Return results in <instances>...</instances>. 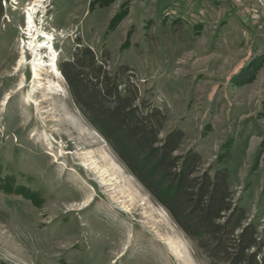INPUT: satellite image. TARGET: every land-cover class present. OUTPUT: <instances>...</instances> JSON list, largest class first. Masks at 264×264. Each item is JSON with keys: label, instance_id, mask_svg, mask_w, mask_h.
I'll list each match as a JSON object with an SVG mask.
<instances>
[{"label": "rangeland", "instance_id": "1", "mask_svg": "<svg viewBox=\"0 0 264 264\" xmlns=\"http://www.w3.org/2000/svg\"><path fill=\"white\" fill-rule=\"evenodd\" d=\"M124 1L40 0L33 14L40 31L34 43L44 41L43 32L52 36L41 54L52 51L57 68L78 39L98 54L106 49L110 70L127 64L166 114L162 134L181 127L180 151L196 147L204 167L228 145L233 197H241L264 237V8L254 0L260 26L246 24L247 16L222 20L227 5L222 0H200L198 15L196 0H128L125 14L116 17ZM33 3L2 0L0 259L210 264L86 121L62 75L46 67L41 75L61 90L35 87L33 93L34 54L27 50L32 37L25 22ZM21 56L29 64H19ZM251 60L257 68H243ZM20 80L27 85L18 92ZM25 95L37 104L26 105Z\"/></svg>", "mask_w": 264, "mask_h": 264}, {"label": "trees", "instance_id": "2", "mask_svg": "<svg viewBox=\"0 0 264 264\" xmlns=\"http://www.w3.org/2000/svg\"><path fill=\"white\" fill-rule=\"evenodd\" d=\"M127 1L116 17L125 14ZM3 12L0 0V19ZM108 60L106 49L98 54L78 39L71 56L58 63L69 96L86 121L210 264H264L259 225L229 185L228 145L205 167L196 147L180 151L184 130L175 126L162 134L166 114L152 103L149 90H141L127 64L110 70ZM256 61L243 68L256 69ZM0 264L8 263L0 259Z\"/></svg>", "mask_w": 264, "mask_h": 264}, {"label": "bare ground", "instance_id": "3", "mask_svg": "<svg viewBox=\"0 0 264 264\" xmlns=\"http://www.w3.org/2000/svg\"><path fill=\"white\" fill-rule=\"evenodd\" d=\"M34 1H35V3L32 4V7H27V9H26L27 10V14H26V21H25L28 24V26L26 28V31H29L28 33L32 37L30 42H29V47L27 48V50L31 49L32 50V54H34L33 55V59L30 62V65H31V69L30 70H32V73H33V77H32V80H31L33 82L31 90L33 91V93L34 92H38V90H36L35 87H37V88H41L42 87L44 90L50 89L49 92L56 93L57 91L61 90L60 85L58 84V82H54L53 83L51 80H46L41 75V73H43L44 70H47L46 67H49L50 69H49L48 72H50V73L52 72V74L54 76H56V77H61V74L59 73V70H58V68L56 66V62H55L56 59L54 58L53 52L51 51L48 54H41L43 50L46 52V48L50 47V40L52 39V36H50L49 34H45L43 32L42 34L45 36L44 41L42 40L43 42L40 41L39 43H38V41H36L37 43H34L35 40L38 39V38L37 37L35 38L33 36L35 34L38 35L40 33V31L35 27L34 20H33V14L35 13V9L34 8H35V6L38 5L37 2H39L40 0H34ZM31 32H32V34H31ZM34 32H36V33L34 34ZM24 49L26 50L25 47H24ZM25 50L24 51H20V53L23 54L25 52ZM47 57L49 59L46 60ZM18 62H19V64H22V63L29 64V62L24 60L23 56H21L18 59ZM19 69H20V67H17V70H19ZM26 85L27 84H25L23 80H20L19 84H18V87H17V91L20 92L21 90H23L26 87ZM26 97H27V100L25 99ZM26 97L23 98V102L26 105H30L31 102L32 103L33 102L36 103V101H34L32 98H29V96H26ZM105 162H108V160L105 159ZM83 190L87 192V190L85 188ZM137 234H139V233H137ZM169 247H170L171 251L178 256L177 249L175 247H172L171 245H169Z\"/></svg>", "mask_w": 264, "mask_h": 264}, {"label": "crops", "instance_id": "4", "mask_svg": "<svg viewBox=\"0 0 264 264\" xmlns=\"http://www.w3.org/2000/svg\"><path fill=\"white\" fill-rule=\"evenodd\" d=\"M212 1L217 2V0H212ZM222 1L227 3V5L223 9V13H222L223 16L221 17L222 20L227 15H228L227 17H229L230 15H235L239 19L241 18L242 20H244L245 17L247 16V18L245 19L246 24L249 23L250 25H253L254 23L259 22L260 16H259V14H257V6H256L257 4L254 0H222ZM200 5H202L200 0H196V7L198 8L196 15H198V13L201 14L203 11V8L200 7ZM201 8H202V10H201ZM252 19H253V21L251 22ZM258 25L261 26L262 24H260V22H259ZM260 26H258V27H260Z\"/></svg>", "mask_w": 264, "mask_h": 264}, {"label": "built area", "instance_id": "5", "mask_svg": "<svg viewBox=\"0 0 264 264\" xmlns=\"http://www.w3.org/2000/svg\"><path fill=\"white\" fill-rule=\"evenodd\" d=\"M257 1H259V3H261V5H260V6H261V7H262V9H263V8H264V3H263L264 1H262V0H257Z\"/></svg>", "mask_w": 264, "mask_h": 264}]
</instances>
